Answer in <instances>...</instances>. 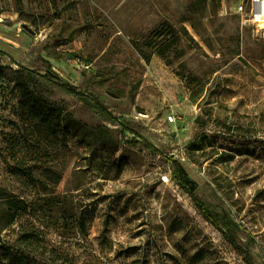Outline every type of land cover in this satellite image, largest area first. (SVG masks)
Listing matches in <instances>:
<instances>
[{
	"label": "rangeland",
	"instance_id": "rangeland-1",
	"mask_svg": "<svg viewBox=\"0 0 264 264\" xmlns=\"http://www.w3.org/2000/svg\"><path fill=\"white\" fill-rule=\"evenodd\" d=\"M234 4L0 0L27 40L0 49V264H264V26Z\"/></svg>",
	"mask_w": 264,
	"mask_h": 264
},
{
	"label": "trees",
	"instance_id": "trees-1",
	"mask_svg": "<svg viewBox=\"0 0 264 264\" xmlns=\"http://www.w3.org/2000/svg\"><path fill=\"white\" fill-rule=\"evenodd\" d=\"M23 71H27L29 74H33L34 71L25 67H21ZM62 83V87L66 89L68 92L76 95L77 97L81 98L86 104L98 109L102 113L107 114L111 118H116L113 113L100 101L96 99H92L89 94L85 90L79 89L76 85L64 80ZM173 164L175 166V172H174V178L177 181V183L184 189H187L192 195H194V192L197 188L196 182L193 180L192 177L188 176L185 169L181 166V164L177 161H173ZM5 197H8L7 195ZM201 208L203 209L202 205L200 204ZM11 223V222H10ZM1 242V237H0ZM0 249L6 250L9 252L11 250V247H6V245L0 244Z\"/></svg>",
	"mask_w": 264,
	"mask_h": 264
},
{
	"label": "built area",
	"instance_id": "built-area-1",
	"mask_svg": "<svg viewBox=\"0 0 264 264\" xmlns=\"http://www.w3.org/2000/svg\"><path fill=\"white\" fill-rule=\"evenodd\" d=\"M235 2V11L241 14H248L250 11L254 15L255 19L261 15V12H264V0H234ZM262 8V11L260 9ZM78 62H84L81 59L77 60ZM170 120H174V116L170 115Z\"/></svg>",
	"mask_w": 264,
	"mask_h": 264
},
{
	"label": "crops",
	"instance_id": "crops-1",
	"mask_svg": "<svg viewBox=\"0 0 264 264\" xmlns=\"http://www.w3.org/2000/svg\"><path fill=\"white\" fill-rule=\"evenodd\" d=\"M27 40L15 33L0 32V49L6 52H14L20 54L22 47H25Z\"/></svg>",
	"mask_w": 264,
	"mask_h": 264
},
{
	"label": "bare ground",
	"instance_id": "bare-ground-1",
	"mask_svg": "<svg viewBox=\"0 0 264 264\" xmlns=\"http://www.w3.org/2000/svg\"><path fill=\"white\" fill-rule=\"evenodd\" d=\"M260 11H262V8L260 9ZM257 19H258V21L261 22V25L264 26V12L263 13L261 12V15H259V17Z\"/></svg>",
	"mask_w": 264,
	"mask_h": 264
},
{
	"label": "water",
	"instance_id": "water-1",
	"mask_svg": "<svg viewBox=\"0 0 264 264\" xmlns=\"http://www.w3.org/2000/svg\"><path fill=\"white\" fill-rule=\"evenodd\" d=\"M24 27L29 29V30H31V28L28 25H26V24L24 25Z\"/></svg>",
	"mask_w": 264,
	"mask_h": 264
}]
</instances>
